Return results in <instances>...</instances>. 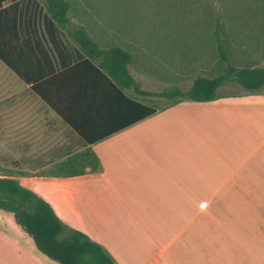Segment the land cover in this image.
I'll return each instance as SVG.
<instances>
[{
	"label": "crops",
	"instance_id": "0c3cea01",
	"mask_svg": "<svg viewBox=\"0 0 264 264\" xmlns=\"http://www.w3.org/2000/svg\"><path fill=\"white\" fill-rule=\"evenodd\" d=\"M3 8L11 24L0 48L20 52L17 66L27 76L0 60L5 141L22 148L21 161L40 164L21 178L65 226L99 243L116 264H264V88L163 107L138 95L156 110L136 119L103 76L62 69L49 45L35 43L42 0H2ZM43 46L50 59L38 52ZM49 67L54 72L38 76ZM85 148L100 170L46 173ZM0 264L60 263L0 210Z\"/></svg>",
	"mask_w": 264,
	"mask_h": 264
},
{
	"label": "trees",
	"instance_id": "16d2710c",
	"mask_svg": "<svg viewBox=\"0 0 264 264\" xmlns=\"http://www.w3.org/2000/svg\"><path fill=\"white\" fill-rule=\"evenodd\" d=\"M42 3L45 9L41 18L42 39L38 37L35 43L49 45L62 69L86 67L103 76L137 110L136 119L156 110L137 100L138 95L166 97V105H174L183 100L219 98L223 94L220 86L229 80L250 92L264 87V66L260 65L264 60V0H42ZM10 22L7 9H0V47ZM180 30L196 31L206 37L210 50L212 46L211 51L217 56L218 73L196 75L186 90L180 89L176 82L157 93L141 89L130 67H136L138 57L145 59L150 54L149 35H160L157 43H153L154 52L168 56L175 47L170 43L171 34ZM63 35L72 39L73 49L66 46ZM43 48L38 52L50 59L48 50ZM19 53L0 48V60L27 79L17 66ZM50 72H54V67L44 69L38 76ZM125 90L133 96L126 95ZM45 101L55 108L47 98ZM100 169L96 154L85 148L52 164L46 173L67 177ZM0 210L11 212L15 222L32 237L36 248L60 264H116L99 243L84 232L65 226L31 185L11 174H0Z\"/></svg>",
	"mask_w": 264,
	"mask_h": 264
},
{
	"label": "rangeland",
	"instance_id": "374dc122",
	"mask_svg": "<svg viewBox=\"0 0 264 264\" xmlns=\"http://www.w3.org/2000/svg\"><path fill=\"white\" fill-rule=\"evenodd\" d=\"M149 36L148 51L150 54L145 59L138 57L135 61L136 67H130L140 82L141 88L157 93L162 91L163 87L177 82L180 89L186 90L196 75L210 76L218 73V69L215 67L217 56L211 51L212 46L210 50L206 37H203L201 33L196 31L183 32L182 30L176 34L172 32L170 43H174L175 47L173 50L171 49L168 56L162 54L164 52H154L156 46L153 43H157L160 35L155 33ZM63 38L68 43H72V39L68 36L63 35ZM178 46L179 49L177 50ZM260 65L264 66V60L260 62ZM219 91L225 94H235L243 91V89L235 81L229 80L220 86ZM147 98H150V103L156 107H163L168 102L166 97L158 95H149ZM1 105L2 100L0 99V174H11L25 184H31V181L21 177L33 174L31 170L40 164L21 161L19 152L22 148H19L18 144L9 146V141H5L8 132L3 130ZM59 141L55 138L50 140L48 144L51 142L57 144ZM31 149L34 150L35 148Z\"/></svg>",
	"mask_w": 264,
	"mask_h": 264
}]
</instances>
